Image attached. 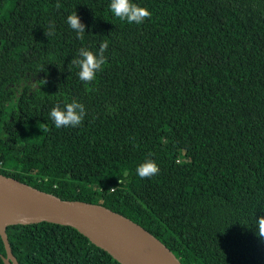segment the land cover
<instances>
[{"label": "trees", "instance_id": "obj_1", "mask_svg": "<svg viewBox=\"0 0 264 264\" xmlns=\"http://www.w3.org/2000/svg\"><path fill=\"white\" fill-rule=\"evenodd\" d=\"M132 2L151 19L121 21L111 0H0V174L123 214L183 264H264V0ZM103 41L85 84L69 64ZM73 100L82 125L57 129L52 108ZM147 158L159 174L141 179ZM6 232L19 264H121L72 227Z\"/></svg>", "mask_w": 264, "mask_h": 264}, {"label": "water", "instance_id": "obj_2", "mask_svg": "<svg viewBox=\"0 0 264 264\" xmlns=\"http://www.w3.org/2000/svg\"><path fill=\"white\" fill-rule=\"evenodd\" d=\"M0 221L4 264H19L7 236L11 225L52 223L77 229L121 264H183L157 236L129 217L87 201L63 200L15 178L0 174Z\"/></svg>", "mask_w": 264, "mask_h": 264}, {"label": "clouds", "instance_id": "obj_3", "mask_svg": "<svg viewBox=\"0 0 264 264\" xmlns=\"http://www.w3.org/2000/svg\"><path fill=\"white\" fill-rule=\"evenodd\" d=\"M61 7L62 5L57 2L56 8L60 9ZM109 8L116 18L130 25H142L145 21L150 20L152 15L147 8L133 3L132 0H111ZM67 23L76 33L77 39L83 40L86 33V25L82 23L77 12L67 17ZM53 34L51 30L45 31V35L48 38ZM108 47V42L103 41L100 44L98 53H93L86 48H81L78 52V56L71 60L69 65H75L80 69L78 76L82 82L91 84L96 79L97 73L103 70V66L107 63L105 52L108 50ZM86 114L84 104L73 100L70 103H66L63 109L59 104L53 107L50 112V118L57 129L75 128L82 125ZM151 155L152 154L149 153V157H151ZM136 172L141 179H151L153 176L159 174V166L154 160L147 158L136 168ZM114 189L115 188L111 190ZM255 229L257 237L264 241V216L259 218L256 217Z\"/></svg>", "mask_w": 264, "mask_h": 264}, {"label": "bare ground", "instance_id": "obj_4", "mask_svg": "<svg viewBox=\"0 0 264 264\" xmlns=\"http://www.w3.org/2000/svg\"><path fill=\"white\" fill-rule=\"evenodd\" d=\"M11 218H13L11 215L0 212V221H8Z\"/></svg>", "mask_w": 264, "mask_h": 264}]
</instances>
